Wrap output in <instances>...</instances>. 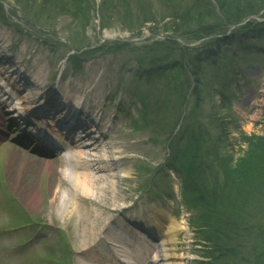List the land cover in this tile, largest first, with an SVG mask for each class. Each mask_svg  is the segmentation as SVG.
<instances>
[{
	"label": "rangeland",
	"instance_id": "1",
	"mask_svg": "<svg viewBox=\"0 0 264 264\" xmlns=\"http://www.w3.org/2000/svg\"><path fill=\"white\" fill-rule=\"evenodd\" d=\"M6 1L7 6L20 16L27 14L44 26L43 22L55 26V38L58 40H69L68 37L75 34L87 45H92L103 41L110 33H117L113 39L106 40L108 45L102 52L82 57L78 65L68 63L60 81L61 85L68 83L72 87L77 83L82 84L84 92L74 89L72 96H87L93 90L95 95L90 93L88 98H98L99 110H113L111 114L108 112V122L114 124L113 127L107 129V126L98 133H108L107 139L117 141L120 145L115 149L122 151L127 159L112 178L115 183L113 195L118 197V201L109 202L107 216L100 215L98 220L99 212L92 214L93 220L87 228L79 225L80 220L71 217L75 207L90 196L74 195L75 189L70 179L61 174V170L66 168L65 163L48 165L46 161L35 158V155L31 157L22 153L20 156L21 152L13 148L14 133H10V129L0 132V264H52L49 262L50 256L56 264H86V257L91 254L96 256L95 250L104 246L102 242L94 245L98 237L96 235L105 224H108V233L113 234L112 227H117L115 222L127 229V223L130 225L131 222L137 224L135 226H149L161 242L162 233L159 235L158 229L153 226V215L156 214L161 224L170 223V218H176L185 227L175 236L177 242L182 243L180 246L184 247L178 252L183 257L181 263L204 264L199 259L204 251L188 225L187 212L180 209L178 174L174 170L170 171V165L163 163L168 150L153 142V139L148 141V132L138 133L131 128L130 119L138 117L140 102L133 100L124 85H118L119 78L123 77L126 86L145 90L138 87L133 72L127 69L134 71V64L138 63L141 53L138 48L144 45L149 48L144 54L148 59L151 55L149 50L161 49L159 52L165 55L167 49L178 46L174 38L180 36L177 32H183L180 31V15L190 0H90V4L82 0L80 8L70 9L64 5L68 0H53L51 4L50 0H24L21 4L18 0ZM130 8L132 11L127 12ZM73 10L80 13L75 15ZM106 25L111 27L106 28ZM121 34L123 40L119 37ZM116 35L118 39L114 40ZM169 35H172L173 40L166 42ZM193 44L198 43L193 41ZM56 51H59V56L53 59ZM63 52V47L54 41L47 44L30 33L0 24V68L5 69L4 65L11 55L12 61L19 62L27 74L30 75L32 72L29 70H36L39 66L38 69L48 75V82L56 81L63 67L61 65L59 68ZM255 52L239 67L240 71L234 80L237 88L230 92L231 104L221 102L218 90L210 97L206 96L200 104H195L192 99L189 107L194 114V121L206 116L207 121L212 118V122L218 124L216 127L222 133L219 131L215 134L219 133L218 136L225 142L223 154H228L229 159L233 160L246 155L250 139L257 141L258 137L264 138V49L263 55L257 54L262 53L257 49ZM14 81L13 78L11 83ZM106 95L110 100L105 103L103 100ZM116 95L118 103L114 101ZM122 104L129 117L124 111L119 115L120 109L116 105ZM169 109L170 113L180 110L175 102L169 104ZM114 114L117 117H113ZM5 116L10 121V116ZM5 125L9 127L7 121ZM147 171L152 172L148 174ZM60 179L64 182L59 183ZM7 188L17 197V204L7 202ZM54 188L58 189L57 194ZM37 193L40 199L36 198ZM100 197L105 198L103 195ZM62 198L71 199L65 212L62 210ZM258 201L260 205L264 204L263 193ZM19 210L23 215L19 214ZM79 211L83 214V210ZM101 233L109 240L113 236H108L106 230ZM138 234L141 237L147 235L144 230L139 233L134 231L132 237L137 238ZM92 237L94 239L91 241ZM23 243L27 245L23 247ZM253 260L254 257H251V260L247 258L246 261L255 264ZM160 264H164V261Z\"/></svg>",
	"mask_w": 264,
	"mask_h": 264
},
{
	"label": "trees",
	"instance_id": "2",
	"mask_svg": "<svg viewBox=\"0 0 264 264\" xmlns=\"http://www.w3.org/2000/svg\"><path fill=\"white\" fill-rule=\"evenodd\" d=\"M18 1L21 4L24 0ZM52 1L50 0L49 4ZM217 2L221 13L215 11L210 0H190L180 15L182 19L180 31L183 32L177 33L187 40L199 39L218 32L228 23L238 22L264 9V0H217ZM76 12L75 15L79 14ZM220 44L211 43L208 48L212 50L208 54L216 56L211 61L212 64L218 69L226 70L230 68L226 64L230 53L228 50L221 51ZM206 59L198 57L195 61L200 66ZM212 73L215 76L217 74ZM240 159L236 168L230 167L229 163L224 167L227 181L225 188L231 186L229 192L232 195L226 199H216L219 191V185L216 183L207 194L197 185L195 195L192 197L193 204L202 200L196 206L199 211L196 222L202 237V245L205 246L204 255L209 258L206 264H240L246 261L249 255L257 254V250H249L245 242L248 240V230L254 227L249 217L255 210V205L259 204L258 198L264 194V138L258 137L257 141L250 139L246 155Z\"/></svg>",
	"mask_w": 264,
	"mask_h": 264
},
{
	"label": "bare ground",
	"instance_id": "3",
	"mask_svg": "<svg viewBox=\"0 0 264 264\" xmlns=\"http://www.w3.org/2000/svg\"><path fill=\"white\" fill-rule=\"evenodd\" d=\"M114 32L108 34L107 37L113 38ZM15 66V65H14ZM12 66V67H14ZM16 71L21 73V84L23 86H31L34 88H43L44 83L40 85L41 74H38L36 78L30 75L24 76L22 73V67L16 66ZM4 91L0 87V92ZM57 99L54 98L52 104L43 105L42 107H34L33 114L41 118L40 122H47V119H54L53 123L58 125L61 129L66 128V131L70 134H75V130H79L81 133L78 134V139L74 140L72 145L73 147L79 148L78 150L71 153V155H66L64 158L58 159L65 163L66 168L61 170V174L67 175L70 179L71 185L75 189L74 194H80L82 196H90L81 201L79 206L73 210L74 214L72 219L77 218L80 220L79 225H85L87 228L90 227L92 222V214L98 213L96 219L99 220L100 215L107 216V212L110 210L108 204L111 200H117V196L113 195L115 189V183L112 178L114 175V170L119 169L121 166L118 164L124 160V157H117L120 154V151L115 150V145L112 140H103L101 136H93L90 134L88 128L89 124L93 121L89 115L83 111L80 103L72 100L70 96L64 92L56 93ZM7 100H10L13 97L12 94L4 92ZM60 99L61 101H59ZM95 102L93 106H97ZM6 107L2 105V107ZM25 115V114H24ZM21 121H24L26 124L38 125L40 122L35 120L33 117L26 116ZM19 120V122H21ZM105 121L103 117L102 122ZM90 122V123H89ZM100 124H103L100 122ZM105 125V124H103ZM24 126V125H23ZM83 129V133L82 130ZM92 131L94 128H90ZM27 133H31L30 129L27 128ZM87 137V138H86ZM71 138V137H70ZM88 139V141L86 140ZM54 147L52 144H45L43 146V151H52ZM52 163L54 161H51ZM80 169L85 171H80ZM129 174L128 171L125 172ZM63 183L62 179L59 180V183ZM58 188V187H57ZM57 188H54V193L58 191ZM103 195L105 198L100 197ZM37 199H40V195L37 193L35 195ZM115 198V199H114ZM71 199L62 198V210L67 211ZM118 201V200H117ZM116 203L113 202L112 204ZM111 204V205H112ZM83 210V214L81 211ZM81 212V213H79ZM81 214V215H80ZM79 216V218H78ZM105 219L103 218L102 221ZM161 233L164 237V240L160 244H154L148 246V252L146 255L140 258L141 264H160L164 261V264H183L181 260L183 257L180 255L179 250H183L184 247L180 246L182 243L177 242V237H175L179 231L184 229L183 225L176 220H171V224H166L161 226ZM87 244V243H85ZM153 254V255H152ZM126 256L129 259H134L136 256L126 253ZM148 257L151 259L148 260ZM95 260H88L90 264H96ZM121 263V261H118ZM102 264H107L102 262ZM116 264V263H113Z\"/></svg>",
	"mask_w": 264,
	"mask_h": 264
}]
</instances>
